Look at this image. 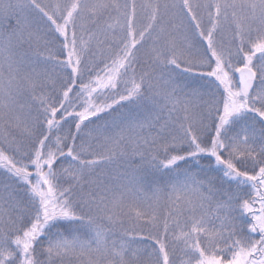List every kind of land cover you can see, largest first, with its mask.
Wrapping results in <instances>:
<instances>
[{
  "label": "snow or ice",
  "instance_id": "snow-or-ice-1",
  "mask_svg": "<svg viewBox=\"0 0 264 264\" xmlns=\"http://www.w3.org/2000/svg\"><path fill=\"white\" fill-rule=\"evenodd\" d=\"M0 264H264V0H0Z\"/></svg>",
  "mask_w": 264,
  "mask_h": 264
}]
</instances>
